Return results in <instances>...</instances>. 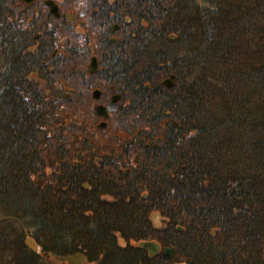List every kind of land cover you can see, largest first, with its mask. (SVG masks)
<instances>
[{"label":"trees","instance_id":"16d2710c","mask_svg":"<svg viewBox=\"0 0 264 264\" xmlns=\"http://www.w3.org/2000/svg\"><path fill=\"white\" fill-rule=\"evenodd\" d=\"M129 3L134 105L99 128L79 56L30 51L20 1L0 0V264H264V0Z\"/></svg>","mask_w":264,"mask_h":264},{"label":"flooded vegetation","instance_id":"af4514ba","mask_svg":"<svg viewBox=\"0 0 264 264\" xmlns=\"http://www.w3.org/2000/svg\"><path fill=\"white\" fill-rule=\"evenodd\" d=\"M19 5L26 14V35L33 39L30 51L40 47L51 50L53 45L51 55L56 59L63 57L60 51L79 56L72 73L81 81L74 87L87 95L88 106L112 109L134 105L121 67L124 43L137 36L129 0H20ZM53 29L61 37L54 33L53 38ZM92 60L97 62L94 71ZM71 78L63 88L73 90ZM140 90V83H135L133 91Z\"/></svg>","mask_w":264,"mask_h":264},{"label":"water","instance_id":"95a60500","mask_svg":"<svg viewBox=\"0 0 264 264\" xmlns=\"http://www.w3.org/2000/svg\"><path fill=\"white\" fill-rule=\"evenodd\" d=\"M164 84L166 86H170V81H164ZM98 114L104 115L105 117L108 116L107 110L105 108L99 107L97 109ZM101 127L104 126V123L100 125ZM139 246L146 249L149 252L150 256H153L155 254H158L159 252H163L165 255H173L175 253V248L174 247H164L163 249L161 248L160 244L154 240H146V241H141L139 243ZM61 263H55V264H65L71 263V264H81L84 262H87V257L82 254L78 253L75 255H69V256H63L60 257Z\"/></svg>","mask_w":264,"mask_h":264},{"label":"rangeland","instance_id":"374dc122","mask_svg":"<svg viewBox=\"0 0 264 264\" xmlns=\"http://www.w3.org/2000/svg\"><path fill=\"white\" fill-rule=\"evenodd\" d=\"M66 89L65 88H57V94H58V92L59 91H61L60 92V96L62 95V94H65V91ZM154 221H155V223L157 224V225H161L163 222L161 221V218L158 216V215H154ZM19 224H17V223H14V224H12V225H10V228L11 229H13L12 230V232H11V234L14 232V231H16V230H20L19 229ZM25 241H26V243H27V245H29L30 247H32L33 249H36L37 247H36V242H34V240L31 238V237H27L26 239H25ZM54 261V260H53ZM52 262V261H51Z\"/></svg>","mask_w":264,"mask_h":264}]
</instances>
